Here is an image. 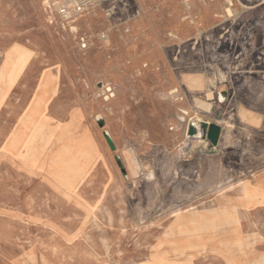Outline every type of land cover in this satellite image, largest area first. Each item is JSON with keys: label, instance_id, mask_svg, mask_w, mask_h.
<instances>
[{"label": "rangeland", "instance_id": "obj_1", "mask_svg": "<svg viewBox=\"0 0 264 264\" xmlns=\"http://www.w3.org/2000/svg\"><path fill=\"white\" fill-rule=\"evenodd\" d=\"M59 1L0 0V264H264L242 191L264 170V0H102L75 33ZM14 48L31 52L19 75Z\"/></svg>", "mask_w": 264, "mask_h": 264}, {"label": "bare ground", "instance_id": "obj_2", "mask_svg": "<svg viewBox=\"0 0 264 264\" xmlns=\"http://www.w3.org/2000/svg\"><path fill=\"white\" fill-rule=\"evenodd\" d=\"M49 4V0H43V6L44 7H47ZM58 3H56V7H57ZM95 5V4H94ZM92 5L89 9V11L85 14V15H81V16H78L77 18H75L73 21H70V22H67V23H64L63 21L60 22V26L62 28L63 31L65 30H69L70 33H75L77 31V27H76V23L79 21V20H82L84 21L85 18H88V16L90 15H97L98 12H97V8L96 6ZM97 12V14H96ZM83 17V18H82ZM86 21V20H85ZM75 24V25H74ZM102 45V48L107 50V40H104L100 43ZM13 51V54L16 58V66H18V75L22 72V70L24 69L26 63H27V60L28 58L30 57L31 55V52L30 51H19L18 49L14 48V50L12 49ZM10 52V51H9ZM11 54V52H10ZM7 57V56H6ZM11 57V56H10ZM13 57V56H12ZM9 62V61H8ZM13 64V63H12ZM14 66V65H13ZM8 68V67H7ZM6 68V69H7ZM11 68V66H10ZM17 70V69H16ZM13 70H11L12 72ZM10 72V73H11ZM2 76V74H1ZM17 75H12L9 77H7V79L9 78V83H15L17 81ZM187 79H189L188 83L190 85H194V86H202V79L199 75H188L187 76ZM7 83V81L5 82ZM190 87V86H189ZM1 89V88H0ZM199 90V89H198ZM197 91V90H196ZM192 92V91H191ZM207 93V92H206ZM193 94H198L197 93H193ZM196 98V97H195ZM196 104H199V105H203V101L199 98H196ZM36 110V111H35ZM34 111L37 112V109H35ZM36 115V114H35ZM195 117V116H194ZM193 118V117H192ZM197 118V117H196ZM190 119V118H189ZM33 121V120H32ZM192 121V119H191ZM194 121V120H193ZM30 123V121H29ZM196 123V122H195ZM38 127V125H37ZM41 129H39V131L37 133L40 132ZM188 135V134H187ZM20 137V136H18ZM18 137L13 141L12 143H16V140L18 139ZM61 137V136H60ZM64 137V136H62ZM63 139V138H62ZM65 139V138H64ZM61 141V139L59 140V142ZM64 141V140H63ZM62 141V142H63ZM11 144V145H13ZM27 146V145H26ZM25 147V146H24ZM78 147V146H77ZM32 145L31 143L28 145V150L25 152V153H29L31 152V149H32ZM74 148V147H73ZM67 149V148H65ZM71 150V149H69ZM77 150V148L75 149V151ZM72 151V150H71ZM69 151V152H71ZM74 151V150H73ZM77 152H80L81 154V151L77 150ZM75 152V153H77ZM84 152V151H83ZM87 153V152H86ZM85 153V154H86ZM90 153V152H89ZM91 153H95L93 148L91 149ZM74 152L72 153V156ZM79 154V155H80ZM68 156V155H67ZM65 157V156H64ZM71 157V155H70ZM20 158V157H19ZM25 158V157H24ZM66 158V157H65ZM73 158V157H72ZM56 159V158H55ZM54 159V160H55ZM77 159V158H76ZM33 161L31 158L29 159H25V161ZM53 160V159H52ZM56 161V160H55ZM74 161V160H72ZM33 163V162H32ZM129 163L131 165H134V166H137V164L134 162V161H131L129 160ZM31 165V163H29ZM57 165V163H56ZM74 165V164H73ZM58 168V167H57ZM76 170V169H75ZM66 171V170H65ZM60 172V170H59ZM58 172V174H59ZM63 172V171H62ZM61 173V172H60ZM77 173V172H76ZM57 174V175H58ZM66 175V173H64ZM59 176V175H58ZM63 177V175H61ZM59 176V177H61ZM68 177V176H67ZM58 178V177H57ZM77 178V177H76ZM145 178L147 180H151L153 178V172H150L148 171L146 174H145ZM61 179V178H60ZM65 179V178H63ZM67 181V178L65 179ZM65 181V182H66ZM64 186V185H63ZM69 187V186H68ZM218 208L219 206H215V207H211V208H203V209H200V210H193V209H188V210H184V211H176L175 213L172 214V221H171V224L169 225V227L165 230L164 234L166 237H172L173 235H176V234H185V233H188V232H202L204 231L207 227L206 224H212L214 222V219H219V212H218ZM221 221H225L227 223H229L228 220L226 219H222ZM207 222V223H206ZM206 223V224H204ZM214 224V223H213ZM194 233V232H193Z\"/></svg>", "mask_w": 264, "mask_h": 264}, {"label": "built area", "instance_id": "obj_3", "mask_svg": "<svg viewBox=\"0 0 264 264\" xmlns=\"http://www.w3.org/2000/svg\"><path fill=\"white\" fill-rule=\"evenodd\" d=\"M101 2L102 0H60L56 8L60 19L64 23H67L84 14L92 5ZM80 41L82 42V48H85V40L80 39ZM169 95L175 102L183 101L185 98L183 95L179 94L177 89L171 90ZM196 133L197 135L198 133H200L201 137L204 139L203 134L201 133V130L199 128H197Z\"/></svg>", "mask_w": 264, "mask_h": 264}, {"label": "crops", "instance_id": "obj_4", "mask_svg": "<svg viewBox=\"0 0 264 264\" xmlns=\"http://www.w3.org/2000/svg\"><path fill=\"white\" fill-rule=\"evenodd\" d=\"M220 136H221V132H220ZM187 138L189 139L191 137L187 136ZM247 182L248 184H245L242 190L244 192V198L246 197L245 199L248 203H250V207L252 208V210L256 209L255 211L264 212V170L261 171L254 178L248 180Z\"/></svg>", "mask_w": 264, "mask_h": 264}, {"label": "water", "instance_id": "obj_5", "mask_svg": "<svg viewBox=\"0 0 264 264\" xmlns=\"http://www.w3.org/2000/svg\"><path fill=\"white\" fill-rule=\"evenodd\" d=\"M222 97V99L224 98V93H219L218 97ZM197 129L199 128L201 130V133L203 134L204 139L211 144L212 146H216L220 137V132H221V128L220 126H218L217 124L214 123H210L207 126H205V124H199L198 126H195L194 124L192 125V129ZM110 146L111 143L109 141V139H107Z\"/></svg>", "mask_w": 264, "mask_h": 264}]
</instances>
